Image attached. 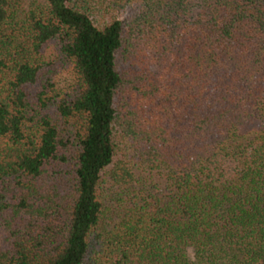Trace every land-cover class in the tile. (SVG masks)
<instances>
[{"label":"trees","instance_id":"trees-1","mask_svg":"<svg viewBox=\"0 0 264 264\" xmlns=\"http://www.w3.org/2000/svg\"><path fill=\"white\" fill-rule=\"evenodd\" d=\"M0 264H264V0H0Z\"/></svg>","mask_w":264,"mask_h":264},{"label":"rangeland","instance_id":"rangeland-1","mask_svg":"<svg viewBox=\"0 0 264 264\" xmlns=\"http://www.w3.org/2000/svg\"><path fill=\"white\" fill-rule=\"evenodd\" d=\"M48 59L53 62L56 69V75L54 76V82L56 89L59 91H67L73 83V72L69 66L62 65V62L56 58V50L54 46L50 47L46 53Z\"/></svg>","mask_w":264,"mask_h":264}]
</instances>
